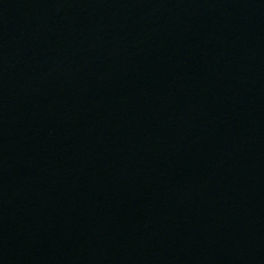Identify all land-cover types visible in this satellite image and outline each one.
I'll return each instance as SVG.
<instances>
[{"label": "water", "instance_id": "water-1", "mask_svg": "<svg viewBox=\"0 0 264 264\" xmlns=\"http://www.w3.org/2000/svg\"><path fill=\"white\" fill-rule=\"evenodd\" d=\"M0 264H264V0H0Z\"/></svg>", "mask_w": 264, "mask_h": 264}]
</instances>
